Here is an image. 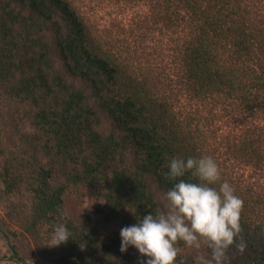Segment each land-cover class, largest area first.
Here are the masks:
<instances>
[{
	"label": "trees",
	"instance_id": "obj_1",
	"mask_svg": "<svg viewBox=\"0 0 264 264\" xmlns=\"http://www.w3.org/2000/svg\"><path fill=\"white\" fill-rule=\"evenodd\" d=\"M159 1L168 26L190 30L181 62L193 97L245 100L264 115V30L248 25L242 5ZM7 125L21 145H8ZM237 154L264 170V130L248 131ZM173 157H208L194 121L106 46L74 0H0V191L24 209L47 264L146 260L134 247L121 252L120 230L167 210L164 195L179 182L166 175ZM179 179L199 182L191 172ZM233 188L240 231L223 264H264V194ZM85 194L91 205L72 216L71 201ZM58 224L71 239L54 247ZM175 246V264H215L203 240Z\"/></svg>",
	"mask_w": 264,
	"mask_h": 264
},
{
	"label": "rangeland",
	"instance_id": "obj_2",
	"mask_svg": "<svg viewBox=\"0 0 264 264\" xmlns=\"http://www.w3.org/2000/svg\"><path fill=\"white\" fill-rule=\"evenodd\" d=\"M97 36L131 70L153 80L162 95L171 97L183 117L199 129L208 157L234 187L264 194V170L238 157L242 137L250 131L263 132L264 115L253 111L245 100L213 96L196 99L185 82L181 62L184 27H170L159 16L165 10L159 0H74ZM249 26L264 30V0H236ZM240 1V2H239ZM7 125L8 145L22 144L19 135ZM92 198H73L72 216L81 215ZM24 209L15 206L0 191V264H47L36 239L26 226Z\"/></svg>",
	"mask_w": 264,
	"mask_h": 264
},
{
	"label": "clouds",
	"instance_id": "obj_3",
	"mask_svg": "<svg viewBox=\"0 0 264 264\" xmlns=\"http://www.w3.org/2000/svg\"><path fill=\"white\" fill-rule=\"evenodd\" d=\"M166 174L170 180L179 182L165 193L166 211L152 212L137 223L120 230L121 252L129 247L146 257L141 264H175L178 255L177 241L188 247H201V240L212 249L215 264H223L225 249L233 244L240 231V213L243 201L235 194L233 186L223 182L217 189L214 185L221 173L212 157L193 158L185 161L173 157ZM191 172L199 182L179 179ZM71 232L66 224H58L53 230L51 246L66 244ZM81 249L85 247L80 245ZM243 249L244 245H240ZM198 264H211L200 256Z\"/></svg>",
	"mask_w": 264,
	"mask_h": 264
}]
</instances>
